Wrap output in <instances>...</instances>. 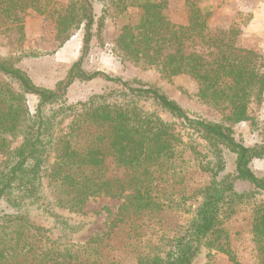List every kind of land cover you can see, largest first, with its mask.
<instances>
[{
    "label": "trees",
    "instance_id": "16d2710c",
    "mask_svg": "<svg viewBox=\"0 0 264 264\" xmlns=\"http://www.w3.org/2000/svg\"><path fill=\"white\" fill-rule=\"evenodd\" d=\"M185 1L187 22L177 24L164 13L167 0H0V33L14 34L18 48L17 55L0 54V152H7L0 161V202L10 209L0 212V264H115L104 261L107 252L95 244L101 236L75 240L86 227L77 216L86 202L102 195L119 199L106 236L117 228L133 238L145 217L160 220L177 190L185 191L183 202L197 194L200 200L186 209L189 216L179 230L156 243L147 237L134 264H193L202 247L222 237L224 216L246 204H252L256 264H264V202L252 201L264 192V177L250 166L264 156V121L249 114L251 104L264 105V55L238 44L235 25L211 29L208 12ZM112 8L126 18L113 40L121 59L153 68L167 80L187 75L196 81L200 101L224 103L229 113L219 121L190 117L156 85L84 69L93 33L105 42ZM32 12L54 22L59 44L82 30L79 57L52 88L36 85L18 65L24 56L40 54L21 46L24 18ZM97 76L115 86L66 102L76 79ZM28 95L37 99L33 112ZM163 113L191 130L206 153L193 140L183 141ZM65 117L70 119L63 128ZM242 122L259 137L255 143L235 138L232 126ZM186 144L196 157L195 172L204 177L194 189L188 187ZM225 151L234 156L231 169ZM237 182L249 188L239 190Z\"/></svg>",
    "mask_w": 264,
    "mask_h": 264
},
{
    "label": "rangeland",
    "instance_id": "374dc122",
    "mask_svg": "<svg viewBox=\"0 0 264 264\" xmlns=\"http://www.w3.org/2000/svg\"><path fill=\"white\" fill-rule=\"evenodd\" d=\"M70 0H57L61 4H67ZM198 6L208 12L206 20L213 30H226L231 25L239 29L237 42L244 48L252 49L264 55V0H194ZM110 17L106 22L104 44H100L96 32L93 33L90 42V49L83 59V67L88 71L98 70L109 76H121L125 79L138 77L150 84L160 87L167 95L183 107L190 117L219 121L229 113L226 104L212 106L203 103L197 98L196 81L184 74L176 75L167 80L153 68L145 67L129 60L121 59L113 49V40L119 32V26L126 20L118 14L115 9H110ZM164 13L168 18L177 24H186L187 6L185 0H167ZM127 17V16H126ZM24 40L21 43L25 51H38L40 54L24 56L19 66L27 72L32 81L42 87L52 88L54 84L65 77L69 66L79 57L81 52L82 30L77 31L69 39L60 43L57 38L56 26L46 15L29 13L24 18ZM196 44V43H195ZM194 45H189L191 49ZM17 44L14 43V34L0 33V54L17 55ZM115 85L97 76L90 80L76 79L68 88L65 94L67 103L85 101L93 94H100L113 88ZM37 99L34 95L27 96L28 107L34 111ZM249 114L264 121V105L249 106ZM162 117L171 123L172 129L178 133L183 141L193 140L197 151L206 153V147L197 139L191 130L186 128L180 120L165 113ZM69 117L63 118L61 125H67ZM236 139L244 144L251 145L259 137L250 131L247 122L234 124L232 126ZM18 141L11 147H15ZM186 144L185 157L188 159V170L192 175L188 187L192 189L202 185L204 177L196 171V158L192 149ZM6 151L0 152V161L6 156ZM227 169L232 168L234 156L225 151ZM202 158V156L200 157ZM252 170L264 177V156L254 158L250 162ZM195 172V173H193ZM189 175V174H188ZM180 187L176 185V188ZM237 189H248L249 185L237 182ZM185 191L177 190L171 195L170 206L162 211L160 218L161 228L158 219L144 218V225L140 228V234L131 237L125 230L113 229L109 233V221L114 216L120 202L117 198L97 196L90 198L84 207L79 218L86 221L85 229L76 237V241H85L101 236L103 241L95 244L107 252L104 261H114L115 264H134L137 250L143 248L145 240L150 237V242L159 236H167L173 231L179 230L181 225L188 218L186 209L193 208L200 200L197 194L182 201ZM252 201L264 202V192L258 194ZM252 204L240 205L229 215L224 216L222 223V237L213 246L202 247L193 264H256V253L250 232V212ZM4 202H0V212L9 211ZM111 229V228H110ZM129 236V237H128ZM136 239L139 241L137 242ZM106 241V242H105ZM159 242L155 240L154 243ZM131 243V244H130Z\"/></svg>",
    "mask_w": 264,
    "mask_h": 264
}]
</instances>
